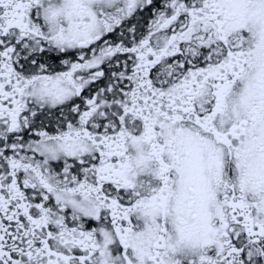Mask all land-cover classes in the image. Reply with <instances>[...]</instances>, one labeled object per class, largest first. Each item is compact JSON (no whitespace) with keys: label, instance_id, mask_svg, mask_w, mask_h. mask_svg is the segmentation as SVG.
I'll return each mask as SVG.
<instances>
[{"label":"snow or ice","instance_id":"snow-or-ice-1","mask_svg":"<svg viewBox=\"0 0 264 264\" xmlns=\"http://www.w3.org/2000/svg\"><path fill=\"white\" fill-rule=\"evenodd\" d=\"M0 264H264V0H0Z\"/></svg>","mask_w":264,"mask_h":264}]
</instances>
